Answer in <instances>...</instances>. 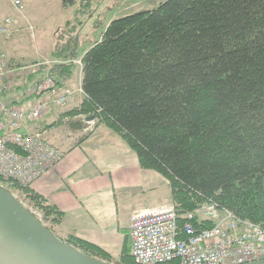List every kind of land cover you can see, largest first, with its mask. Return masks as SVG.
I'll list each match as a JSON object with an SVG mask.
<instances>
[{
	"label": "trees",
	"instance_id": "16d2710c",
	"mask_svg": "<svg viewBox=\"0 0 264 264\" xmlns=\"http://www.w3.org/2000/svg\"><path fill=\"white\" fill-rule=\"evenodd\" d=\"M64 27L49 56L66 62L77 57L80 28ZM81 63L83 100L44 128L67 119L80 131L79 116L91 115L167 179L177 210L209 199L264 228V0H165L112 19ZM74 72L70 62L50 69L59 85ZM7 189L54 233L60 210L30 186ZM60 239L113 262L84 239ZM114 263L134 264L129 249Z\"/></svg>",
	"mask_w": 264,
	"mask_h": 264
},
{
	"label": "built area",
	"instance_id": "2783aa9c",
	"mask_svg": "<svg viewBox=\"0 0 264 264\" xmlns=\"http://www.w3.org/2000/svg\"><path fill=\"white\" fill-rule=\"evenodd\" d=\"M26 1L8 0L18 11L24 8ZM15 25L13 17H4L0 22V36H10ZM49 60L44 68L37 63L30 70L33 79L28 95L34 98L30 108L19 106L16 96L0 99V187L4 189L13 185L31 186L64 155L61 148L48 141L44 129L24 130L50 108L63 109L76 93H83L81 85L78 89L59 85L50 74V69L61 63L78 64L81 70V59ZM7 72L8 57L0 51V95L10 90L4 82ZM79 117L84 122L80 135L91 132L96 120ZM27 209L46 225L37 207ZM128 235L129 255L134 264H246L264 260V228L236 217L229 209L209 199L182 211L171 201L136 209L130 215Z\"/></svg>",
	"mask_w": 264,
	"mask_h": 264
},
{
	"label": "crops",
	"instance_id": "0c3cea01",
	"mask_svg": "<svg viewBox=\"0 0 264 264\" xmlns=\"http://www.w3.org/2000/svg\"><path fill=\"white\" fill-rule=\"evenodd\" d=\"M73 2L68 1L66 5L62 2L64 11L59 10L61 17H65L67 11L72 10L73 14L75 11ZM38 5L36 0H27L24 8L28 12L23 13V8L13 17L16 20L14 29L18 25L32 27L28 20L29 11L37 9ZM4 17L0 12V22ZM67 22L70 23L71 20H65L63 26ZM14 31L17 32L10 39L0 36V51L6 53L10 63L31 62L30 59H25L22 55L24 52L21 51L23 42L27 38L18 34V29L13 30L12 34ZM38 32L39 34L30 32L29 34L32 38L43 36L44 43L49 42V56L54 48L53 35L51 37V33L47 30ZM79 32L78 30L76 33V39ZM75 44L77 51V46L80 45L79 38ZM89 48H85L77 58H81ZM38 57L39 54L34 59ZM77 68L79 67H75L73 77L65 80V85L74 86L76 82L80 86L82 73L80 68ZM32 79L33 75L29 74L23 85H14L6 95H0V99L16 96L19 106L30 108L34 99L28 95ZM83 98V93H76L67 109L78 106ZM48 113L50 114V111ZM66 121L67 119H64L63 123L56 127L44 128L48 141L61 148L64 155L54 167L35 180L30 187L62 212L60 223L53 228L55 235L62 239L69 234L74 235L97 245L112 258L118 259L129 249L128 233L131 213L142 207L170 202L168 181L160 173L140 167L135 152L128 147L118 133L106 125L95 124L91 132L73 141L67 135L80 131L68 128ZM33 126L35 125L27 124L24 130H32ZM159 188L160 193H157ZM153 196H155V202ZM147 200H149L148 204Z\"/></svg>",
	"mask_w": 264,
	"mask_h": 264
},
{
	"label": "rangeland",
	"instance_id": "374dc122",
	"mask_svg": "<svg viewBox=\"0 0 264 264\" xmlns=\"http://www.w3.org/2000/svg\"><path fill=\"white\" fill-rule=\"evenodd\" d=\"M36 1L39 3L38 5L39 7L37 9L32 10V12L29 11V15H28V20L29 23L32 25L31 27L32 29L29 30V28L28 27L26 28L25 25H22L20 27L18 25V27L14 29V30L18 29V34H20L24 38H27V40L23 42V49L21 51L24 52L22 55L25 56V59H30L31 62L26 64L25 63L19 64L16 62L10 63V61L8 60V72L4 77V82L9 86V89L14 87V85H20V82H26V79L29 76L30 70L34 67V64L38 63L37 65H40V68L42 69L46 65L44 63L50 61L49 59H52L50 56H48L49 42L44 43L43 36L32 38L29 32L34 34H39L38 31L40 30L49 31V33H51V37L53 35L55 41L53 45L54 47H57L61 45V42L58 41V38L62 36V34H64V32L68 28H70L63 26L64 21L71 20L70 26H73L74 30L80 28L79 29L80 32L78 36L80 45L77 46V51H76V55L79 56L82 54L85 48L91 47L95 41L99 40L103 31L105 30V26L112 19L133 12L152 9L165 0H60V1L36 0ZM68 1L71 2L74 1L73 4L75 5L76 10L73 12V14H72V10L71 12L67 11V13L65 12L66 16L61 17L59 10L64 11L62 10L63 9L62 2L64 5H66ZM22 11L23 13L28 12L26 8H24ZM0 12L5 17L6 16L15 17L17 14L20 13V11H18L8 2V0L7 1L0 0ZM78 21H83V24H81L80 27H78L79 26ZM15 32L17 31H14V34H12L11 37H7L6 39L12 38L15 35ZM78 38L76 39V41H78ZM51 48H53V46H51ZM38 54L39 57L37 59H34V57L38 56ZM76 59H81V58L76 57ZM17 67H25V68L16 70ZM75 67H79V65L76 64ZM40 72L43 73L42 70ZM74 84H75L74 86L72 85H68V86L72 89H78L79 86L76 84V82H74ZM70 104L68 106H70ZM68 106H66L63 109L56 107L50 108L41 119H39L35 124H33L35 126H33L32 128L44 129V127L47 124L53 122L63 111H65V109H67ZM49 111L50 114L48 113ZM42 119H44L43 122ZM64 135L66 136L65 132ZM67 136L71 137L73 141H76L82 135H80V133H75ZM11 192L26 207L32 209L34 208L33 205H31L26 199H24L23 195L19 191L11 190ZM157 193H160V188L157 189ZM153 201L154 202L156 201L155 196H153ZM146 202L148 204L149 200H147ZM44 222L46 225H49V222L46 221ZM117 261H118L117 258H113L112 263Z\"/></svg>",
	"mask_w": 264,
	"mask_h": 264
},
{
	"label": "water",
	"instance_id": "95a60500",
	"mask_svg": "<svg viewBox=\"0 0 264 264\" xmlns=\"http://www.w3.org/2000/svg\"><path fill=\"white\" fill-rule=\"evenodd\" d=\"M92 120L93 116L85 117ZM0 264H114L62 241L0 187ZM246 264H264V260Z\"/></svg>",
	"mask_w": 264,
	"mask_h": 264
}]
</instances>
